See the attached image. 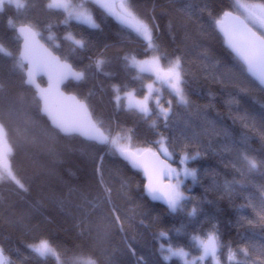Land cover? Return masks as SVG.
I'll list each match as a JSON object with an SVG mask.
<instances>
[{"label": "trees", "instance_id": "16d2710c", "mask_svg": "<svg viewBox=\"0 0 264 264\" xmlns=\"http://www.w3.org/2000/svg\"><path fill=\"white\" fill-rule=\"evenodd\" d=\"M23 2L21 9L13 2L0 7V45L12 53H0V123L13 149L12 170L24 184L21 189L11 180L0 181V247L13 264H57L28 247L41 238L64 259L182 264L178 257L166 260L161 245L182 247L197 258L201 249L193 237L206 239L210 232L219 238V264H264V163L250 171L241 159L247 154L264 162V91L215 29L224 12L236 14V0H128L152 27L155 49L92 0L85 6L98 27L66 19L63 10L47 8L48 0ZM19 25H32L55 55L84 74L63 89L87 105L106 135L119 134L120 143L133 150L151 148L176 171L195 170V179L182 181V207L173 211L149 201L141 173L121 161L112 145L63 137L50 128L35 93L24 84V68L17 66ZM69 33L84 46L75 47ZM154 56L164 69L180 58L188 104L129 63ZM97 59L104 61L100 69ZM149 84L154 86L149 112L128 107L125 93L143 100ZM157 99L164 106L171 102L167 118ZM245 114L246 120L239 118ZM184 156L189 159L181 163Z\"/></svg>", "mask_w": 264, "mask_h": 264}, {"label": "snow or ice", "instance_id": "6c2138e0", "mask_svg": "<svg viewBox=\"0 0 264 264\" xmlns=\"http://www.w3.org/2000/svg\"><path fill=\"white\" fill-rule=\"evenodd\" d=\"M10 2H13V0H10ZM14 2L18 9L25 7L23 0H14ZM86 2L87 0H81L79 4H73L72 0H48L46 6L49 9L63 10V12L66 13V19L74 18L91 27H98L92 18L91 12L85 6ZM3 3L4 0H0V7H2ZM92 3L107 10L123 24L142 35L148 41V46L155 49L156 45L153 41L152 27L145 19L139 17L131 9L128 0H118V3L116 0H92ZM236 3L240 9H243L242 14L234 15L232 12H225L223 19L217 20L216 24L224 33L229 47L232 48L243 65L246 66L247 71L258 79L261 84H264V3L249 4L241 3L240 0H236ZM226 21H231V23L226 24ZM9 23L11 24L12 22L9 21ZM17 31L23 39V49L17 60V66L23 69L25 65H27V78L25 82L35 87L37 104L42 105L41 110L47 114L54 128L67 135L79 133L89 139L112 145L113 149L128 160L133 167L144 168L148 176L146 188L153 199H163L173 211L182 207L181 202L185 197L180 191V185L182 183L181 173L172 169L167 163L159 161L158 154L153 152L151 148L133 150L129 145L120 143L121 137L119 134H117L116 137L105 135L97 126L96 122L92 120L85 104L77 101L75 97H64L63 93L59 91V85L63 83L64 80L70 77L79 80L83 78L84 74L74 71L70 64L66 62L62 63L59 57L54 56L40 42V33L37 32L32 25H23L19 27ZM50 38L51 37H49V39ZM66 38L72 41L75 47L84 46L83 41L75 39L71 33H69ZM0 53L9 56L12 55V53L8 52L2 45H0ZM160 59V57L154 56L150 60L137 61L133 57L132 62L140 72L149 70L155 71L157 80L167 84L175 96L178 97L180 103L188 104L184 90L186 81L183 79L180 58L177 57L175 62H170L166 69L161 67ZM95 63L97 69H100L104 61L102 59H97ZM41 73L48 74V88H41L36 82V76ZM147 87L149 89V95H145L143 100L134 99L133 92L125 93L128 99V107H134L145 114L149 112L148 101L152 92V85L149 84ZM117 91L119 92V89H117ZM53 95L64 100L72 101L73 115L71 118H68L65 114V108L56 107L51 103ZM120 99V96L117 95L116 100L118 103ZM158 102L157 99V103ZM162 112L165 118H167V109H162ZM239 118L246 120L248 117L245 114ZM7 135V129L0 123V181L5 179L11 180L23 189L24 184L16 177L9 161L13 149L7 142ZM123 138L128 140L131 139L130 136H125ZM157 143L161 144V150L165 155H170L167 148L163 146L162 141H158ZM149 155L158 162L160 166V177L175 175L176 182L174 184L171 182L163 184L162 181L160 183L154 182L153 175L149 173L148 167L144 163V157ZM196 155H199V153ZM191 158L194 159L195 157ZM187 159H189V157L184 156L181 159V163H184ZM241 159L250 171L257 169L260 164L264 163L258 162L255 158L247 154H242ZM182 171L185 177L191 176L195 179L196 172L194 169L184 168ZM116 220L119 221L118 216ZM161 235L163 236L166 234L161 233ZM193 239L202 250L200 257L189 261L187 259L189 254L182 247L173 248L171 244H169L166 249L161 245L162 254L165 252L167 253L164 258L167 260L170 257H180L184 260L185 264H197V260H203L205 257L209 256L212 257L213 260H216L220 245L219 238L214 232L208 233L206 239L199 236H194ZM28 247L34 254L41 258H55L57 264H69V262L70 264H95L94 260L85 258L83 255L64 259L62 254L58 252L47 239L41 238ZM241 251H244L246 254V250ZM234 258L235 254L230 250L229 260ZM0 264H13L2 247H0Z\"/></svg>", "mask_w": 264, "mask_h": 264}, {"label": "water", "instance_id": "95a60500", "mask_svg": "<svg viewBox=\"0 0 264 264\" xmlns=\"http://www.w3.org/2000/svg\"><path fill=\"white\" fill-rule=\"evenodd\" d=\"M227 12H230V11H227ZM225 13V12H224ZM224 13L220 16V18L218 20H221L223 19L224 17ZM233 13V12H232ZM234 15H237L235 13H233ZM226 24L227 23H231V21H226L225 22ZM23 25H19L15 28V34L16 36L18 37L19 41H20V44H19V51H18V58L20 56V52L22 51L23 49V39L20 37L17 29L19 27H21ZM215 29H216V32L219 34V36L221 37L222 41H223V46L231 53V55L242 65V67L244 68L245 70V73L246 75L251 79L253 80L254 82H256V84L259 86L260 89H262L264 91V84H261L259 82L258 79H256L254 76H252L246 69V66L243 65L242 61H240L239 57L236 55V53L232 50L231 47H229V45L227 44L226 42V39H225V36H224V33L220 30V28L217 26L216 22H215ZM40 42L54 55V56H57L55 55L41 40ZM58 57V56H57ZM61 60V59H60ZM61 62H65V61H62ZM67 63V62H66ZM69 64V63H68ZM72 69L76 72H78L77 70H75L73 67ZM26 70H27V65H25L24 67V84L26 87L30 88L34 93H36V89L33 85H30L28 83H26ZM40 80H43L44 82V85H41L40 84ZM82 79H74V78H68L66 80L63 81V83H60L59 85V91L61 93H63V96L64 97H75V99L83 104H85L83 101L79 100L74 94H71V93H66L63 89V87L68 83V82H73L75 84L79 83ZM36 82L40 85L41 88H48L49 86V77H48V74L46 73H41V74H38L36 76ZM37 100V98H36ZM51 103L56 106V107H63L65 108V114L67 115L68 118H71L72 115H73V111H72V101H69V100H64L58 96H55L53 95V97L51 98ZM86 105V104H85ZM87 106V105H86ZM39 108H40V114L41 116H43L46 121L48 122L49 126L51 129L57 131L61 136L63 137H72V136H75V137H78L80 138L82 141L84 142H87V143H92V144H95V145H98V146H104L105 143H100L99 141L97 140H93V139H89L88 137L84 136V135H81L79 133H72L71 135H67V134H64L62 132H59L58 129H55L54 126L52 125V121L48 118L47 114H45L41 108H42V105H39ZM88 109V107H87ZM88 113L90 114L89 112V109H88ZM91 116V114H90ZM92 118V116H91ZM93 120V118H92ZM94 121V120H93ZM95 122V121H94ZM100 130L102 132H104L101 128ZM105 134V132H104ZM106 135V134H105ZM118 154V157L121 161H123L124 163H126L129 168H131L132 170L134 171H137V172H140L141 175H142V178L144 180V191H145V196L147 197V199L149 201H151L152 203H156V204H160L164 207H168V204L163 200V199H153L152 196L148 193L147 191V188H146V185L148 184V176L146 175L145 171H144V168L142 167H133V165L128 161L126 160L122 155H120L119 152H117ZM158 154V153H157ZM158 157H159V161H163L165 163H167L169 165V163L162 158V156L160 154H158ZM144 163L145 165L148 167V170H149V173H151L153 175V180L154 182H157V183H160L162 181L163 184H167L169 182H172L174 180L173 176H164V177H160L159 176V164L158 162L155 160V158L151 157L150 155L149 156H145L144 157ZM171 167V166H170ZM172 168V167H171Z\"/></svg>", "mask_w": 264, "mask_h": 264}, {"label": "rangeland", "instance_id": "374dc122", "mask_svg": "<svg viewBox=\"0 0 264 264\" xmlns=\"http://www.w3.org/2000/svg\"><path fill=\"white\" fill-rule=\"evenodd\" d=\"M4 2H10V0H4ZM116 2L118 3V0H116ZM241 3H244V2H242V1H240ZM13 3H15L14 2V0H13ZM237 6V11H236V14H238V15H240V14H242V12H243V9H240L239 8V6L238 5H236ZM103 9V8H102ZM104 11H105V13L107 14V15H109L111 18H113L116 22H118V23H120L121 25H124V26H126V27H128V28H130L129 26H127V25H125V24H123L121 21H119L115 16H113V15H111L107 10H105V9H103ZM74 22H77V23H81L80 21H78V20H76V19H72ZM82 24H84V23H82ZM85 25H87V26H89L88 24H85ZM130 29H132V28H130ZM133 30V29H132ZM141 39H143L144 41H147L142 35H140V34H138L137 32H135ZM16 54V56L15 57H17V52H15ZM9 56V55H8ZM10 56H12V55H10ZM7 58H9V57H7ZM150 59H152V58H148V59H142V60H137V61H143V60H150ZM129 63H131L130 65H132L134 68H135V70L138 72V73H140V74H148L149 76H152V83H153V85L155 86V83H157V84H161V85H163V88H165L166 90H168L173 96H175V94L172 92V90L167 86V84H165V83H162L161 81H159V80H157V77H156V73H155V71H152V70H149V71H144V72H140L139 70H138V68L133 64V62H132V59H131V61L129 62ZM161 64V63H160ZM162 67V66H161ZM163 68V67H162ZM154 86H152V89H153V87ZM160 92H161V90H160ZM176 97V96H175ZM135 99V98H134ZM176 100L178 101V97H176ZM126 103H127V105H128V99H127V101H126ZM159 105H161L160 107H159V110H160V113L163 115V116H165L164 114H163V112H162V109H167V114L170 112V109H171V102L170 101H168L167 102V105L166 106H164L163 105V103H159L158 102V106ZM9 144V143H8ZM183 169H180V171H177V172H180L181 173V180L183 181L185 178H187V177H185L184 175H183V171H182ZM176 182V177H175V175H174V180L172 181V183L174 184ZM181 185H182V183H181ZM181 185H180V187H181ZM197 243V242H196ZM198 245V244H197ZM201 254H202V250H201ZM201 254L198 256V257H200L201 256ZM197 257V258H198ZM179 259H180V261L182 262V264H185V262H184V260L182 259V258H180V257H178ZM187 259L189 260V261H192L193 259H196V258H189V257H187ZM217 261H218V259H217V257H216V260H213L212 259V257H205L203 260H197V264H217ZM218 264H219V262H218Z\"/></svg>", "mask_w": 264, "mask_h": 264}]
</instances>
